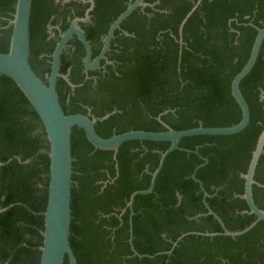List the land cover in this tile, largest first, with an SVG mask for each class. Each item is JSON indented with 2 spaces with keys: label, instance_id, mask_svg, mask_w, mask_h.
Wrapping results in <instances>:
<instances>
[{
  "label": "trees",
  "instance_id": "16d2710c",
  "mask_svg": "<svg viewBox=\"0 0 264 264\" xmlns=\"http://www.w3.org/2000/svg\"><path fill=\"white\" fill-rule=\"evenodd\" d=\"M15 1L0 0V16L5 17H0V26H5L0 29V52L9 48V20ZM44 1L33 0L30 22V64L42 79V68L47 64L39 62L38 55L50 44L45 40L48 5ZM162 3L168 11L151 18L156 27L150 31L135 28L140 40L123 38L127 42L124 47L131 46L133 50L128 56L126 52L120 55L121 83L105 91L113 103L93 109L98 117L118 110L95 125L103 137L131 129L165 130L158 117L175 130L199 125L230 126L241 118L240 107L231 94V81L249 57L256 27H264V0ZM180 38L183 44L178 42ZM75 44L81 57L82 45L79 41ZM67 66L63 61V73ZM70 78L75 82L73 76ZM64 85L66 82L59 78L57 90L64 111L85 114L83 104L89 100L83 99V88H76L75 96H70L67 103ZM260 88L264 89V41L255 65L240 83L250 109L248 126L232 135L182 138L179 146L198 150V154L173 150L153 190L135 196L132 243L139 254L151 257H139L131 249V210L127 201L134 191L150 185L152 172L170 142L126 141L114 158L113 150L96 148L86 139L83 129L74 127L70 244L77 264H264V249L259 251L255 246L259 237L264 239V221L237 237L189 234L167 253L183 233L221 231L218 221L208 214L199 183L191 176L203 163L201 157L208 162L196 176L208 192L206 202L225 226L231 231L241 230L255 220L253 214H241L248 206L234 194L243 193L241 173L246 172L264 128ZM88 104L92 107L94 101ZM48 150L35 110L14 81L0 75V208L9 206L0 212V264L39 263L44 228L40 213L47 203ZM255 180L260 185L253 186L254 200L264 209V153ZM197 214L201 216L195 218ZM63 264H69L67 257Z\"/></svg>",
  "mask_w": 264,
  "mask_h": 264
},
{
  "label": "water",
  "instance_id": "95a60500",
  "mask_svg": "<svg viewBox=\"0 0 264 264\" xmlns=\"http://www.w3.org/2000/svg\"><path fill=\"white\" fill-rule=\"evenodd\" d=\"M199 2V1H198ZM197 2V4H198ZM33 0H16L12 19L9 20L11 26L9 48L7 52H0V75L7 76L14 81L22 93L26 96L32 108L35 110L42 127L45 131L49 150V173L47 184V203L46 208L40 214L44 217V228L41 231L43 236L42 245L39 246L41 251L38 264H63L65 257L68 258L69 264H77L76 256L70 244L71 222H72V186H73V156H72V130L74 127L83 129L86 139L96 148L104 150H113V157L116 158L120 145L131 140H150V141H169V147L161 153L159 164L152 172L150 185L146 189L134 191L127 201L130 208V236L129 242L135 255L139 257L150 255L139 254L132 243V206L135 196L138 194L150 193L155 184L156 177L160 172L167 155L175 149L194 152L179 146V141L184 137L196 135H232L244 130L250 122L249 105L243 96L240 83L243 78L251 71L259 56L261 46L264 41V27H256L257 33L250 50L249 57L244 66L233 77L231 81V94L241 110L239 122L230 126H203L192 127L188 129L175 130L158 119L165 126V130L147 131L131 129L122 133L113 134L110 137H103L96 131L95 125L98 121L108 118L116 110L105 114L102 117H95L81 112L66 113L61 105L57 92V80L61 76L59 73L60 56L62 49L72 35H76L85 48L84 62L87 69H94L98 66L100 59L109 48L111 38L120 23L138 6L146 3L143 0H134L127 8L121 12L114 20L104 41V46L100 55L92 59L91 44L85 36L84 30L77 25V22L84 19L76 18L72 21L68 29L62 34L61 40L57 43L52 54L51 71L48 74L47 81L42 79L32 68L30 64L31 44H30V22L32 14ZM196 5L192 8L194 10ZM191 10V11H192ZM187 14V16L191 13ZM186 16V17H187ZM183 19L182 25L186 21ZM182 42V38H180ZM74 86L73 84H71ZM264 99V96L262 97ZM264 153V128L259 134L255 147L245 173H241L244 179V190L240 197L246 201L248 210L245 212L255 215V220L241 230L231 231L226 228L223 220L210 208L206 202L208 192L202 182L197 178V170L208 162V159L201 157L203 163L198 165L193 173L192 178L199 183L203 191V202L211 214L223 229V234L236 237L248 232L258 221H264V209L258 207L253 196V186L260 185L255 180V172L261 155ZM3 163L0 162V165ZM264 186V185H263ZM13 205V204H11ZM9 206L0 208V212L6 210ZM190 232L181 234L172 244V248L167 251L171 253L178 242ZM196 234L205 236H214L217 232Z\"/></svg>",
  "mask_w": 264,
  "mask_h": 264
},
{
  "label": "flooded vegetation",
  "instance_id": "af4514ba",
  "mask_svg": "<svg viewBox=\"0 0 264 264\" xmlns=\"http://www.w3.org/2000/svg\"><path fill=\"white\" fill-rule=\"evenodd\" d=\"M133 1L134 0H47L48 17L45 24V40L50 44H48L49 46L43 49L38 55V61L42 63L46 62L47 64L42 68L45 81H47L48 74L51 71L52 54L55 47L61 40L62 34L68 29L74 19H84L83 21L77 22V25L84 30L85 36L91 44L92 59H94L100 55L104 46L105 38L114 20ZM143 2L146 4L138 5L120 23L119 27L115 29L109 48L100 59L98 66L94 69H87L84 62L85 48L79 41L78 37L76 35H72L69 38L65 47L62 49L59 67V73L61 74L59 78H62L66 82V85H64V92L67 94V103L70 101V96H75V89L78 87L81 89L83 88V99L86 101L89 100L86 104H83L86 109L85 114L96 117L94 113L95 110L93 111L94 108L103 109L105 108L106 103H113V100L109 98V95L105 91H108L109 89L114 88L115 85L118 86L121 83H119V77L122 76V73L118 69V65L121 64L123 60L120 55H122L123 52H126V56H128L133 50L131 46L124 47L123 44L127 42H125L123 38H136L137 40H140L141 37L136 36L134 32L135 28L150 31L156 27V25L152 24L151 21V18L155 15V13L164 14L168 11L166 8L161 6L163 4L162 0H143ZM121 9L123 10L119 12ZM114 15L116 16L114 17ZM0 17L1 19H5L3 16ZM2 27L5 26H0V29ZM88 35H91L92 39H89ZM75 41H79L82 45V49L80 51H82L83 54L81 57H79V50ZM178 42L180 44L184 43V41L181 42L180 39ZM94 51H96L95 54ZM63 61L68 64L65 73L61 71ZM71 76H73V80L75 82L71 81ZM59 78L57 80V86ZM100 86L102 87L101 90L98 89ZM260 90V100L264 101V99H262L264 96V89L260 88ZM91 101H94V104L92 105L93 108L88 104ZM113 110L118 112L116 108ZM105 182L107 181H104L103 183ZM234 196L239 197L240 194H234ZM236 212L238 213L239 211L237 210ZM243 213H245L244 210L241 211V214ZM200 216L201 214H197L194 217L197 218ZM220 228L221 231H191L190 234L200 235L196 233L217 232L216 235L209 237H215L217 235L229 236L223 234V229L221 226ZM200 236L205 237V235ZM261 243H264L263 237H259V243L255 244L259 251L264 249ZM223 261L225 263V259H223Z\"/></svg>",
  "mask_w": 264,
  "mask_h": 264
}]
</instances>
